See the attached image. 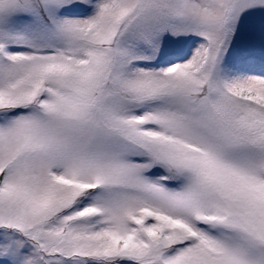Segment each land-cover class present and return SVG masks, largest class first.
<instances>
[{
	"label": "snow or ice",
	"instance_id": "6c2138e0",
	"mask_svg": "<svg viewBox=\"0 0 264 264\" xmlns=\"http://www.w3.org/2000/svg\"><path fill=\"white\" fill-rule=\"evenodd\" d=\"M0 264H264V0H0Z\"/></svg>",
	"mask_w": 264,
	"mask_h": 264
}]
</instances>
